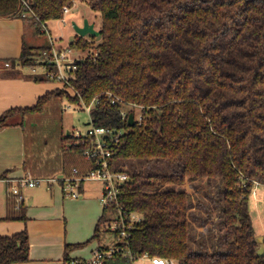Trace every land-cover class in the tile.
Masks as SVG:
<instances>
[{"label": "trees", "instance_id": "trees-1", "mask_svg": "<svg viewBox=\"0 0 264 264\" xmlns=\"http://www.w3.org/2000/svg\"><path fill=\"white\" fill-rule=\"evenodd\" d=\"M77 1L101 13L102 40L77 35L70 42L92 51L70 92L56 88L0 116V129L24 126L25 170L39 178L93 168L85 145L62 125L59 146L49 150L43 125L49 116L62 121L64 100L97 98L94 125L124 130L113 161L142 163L129 171L118 199L126 213L141 216L130 233L133 249L179 264H264L250 208L255 186H264V0H0V17L22 18L27 4L28 18L47 22ZM44 47L24 45L18 61H7L28 66ZM132 104L144 108L143 120L129 126L121 112L135 114ZM202 178L220 186L204 205L207 225L198 230L205 234L195 242L184 185ZM114 211L104 209L86 243L99 239ZM10 218L28 219L23 203ZM81 246L67 244L64 261ZM30 252L27 230L0 234V264L28 262Z\"/></svg>", "mask_w": 264, "mask_h": 264}, {"label": "crops", "instance_id": "crops-1", "mask_svg": "<svg viewBox=\"0 0 264 264\" xmlns=\"http://www.w3.org/2000/svg\"><path fill=\"white\" fill-rule=\"evenodd\" d=\"M71 10L74 11L75 8L72 7ZM83 21L84 17L73 22L81 25ZM34 24L21 17H0V116L11 109L32 107L41 96L60 87L47 81L36 82L15 69L3 68V63L7 60L18 61L28 42L32 43L29 47L35 48L47 44L46 36L40 34ZM29 26H32L30 34ZM73 33L74 39L78 34L75 30ZM27 34L29 41H26ZM84 38L91 37L88 35ZM24 161V126L19 124L1 128L0 234L12 235L27 230L31 245L30 260L16 264H64L67 244H82L83 247L91 243L86 242L93 236L104 212L100 203L101 193L98 197L85 183L81 187V196L77 199L65 197L58 186L52 190L44 186L43 191H36L40 186L24 187L23 204L28 219L10 218L16 205L14 198L8 193L10 183L7 179L20 178L27 172ZM98 245L95 243L90 247L88 256Z\"/></svg>", "mask_w": 264, "mask_h": 264}, {"label": "built area", "instance_id": "built-area-1", "mask_svg": "<svg viewBox=\"0 0 264 264\" xmlns=\"http://www.w3.org/2000/svg\"><path fill=\"white\" fill-rule=\"evenodd\" d=\"M71 9L68 6L64 7V15L70 12ZM21 16L22 18L33 16L27 4L23 7ZM62 19H64V16ZM42 30L46 32L45 27ZM78 52L80 51L73 48L70 43L62 46L50 37L49 45L33 55L32 63L28 65L32 69L29 77L44 78L68 89L69 84L76 79L79 63L86 59V57H80L77 54ZM24 67L20 63L15 66L9 61L3 63V68L15 69L19 72H22ZM108 97L113 104L121 103V100L111 93L108 94ZM98 102L99 99L95 98L90 104H81L91 117L92 127L89 131L85 135L78 130L73 131V136L77 141H82L85 145L84 155L94 163V167L84 172H80L75 168L70 175L59 174L39 178H35L31 173L26 172L20 178L7 179L10 183L8 193L14 198L16 209H19L24 199L22 192L24 187L44 185L47 189L52 190L55 186H58L65 197L77 199L81 196V187L86 181H100L103 184L100 198L103 209L110 210L115 207V211L111 214L110 223L106 227H102V232L113 234L116 237V242L105 246L98 245L91 251L89 256L85 258L70 257L64 264H179L174 259L155 256L149 252L132 248L130 233L135 222L140 220V216L136 213H126L119 205L118 199L121 187L130 179V172L113 161V156L120 146L124 130L94 125L92 111ZM131 108H137L140 111L138 117L134 114V119L135 122L142 123L144 108L135 104H132ZM63 109H71L70 103L65 105ZM121 114L123 119H128L130 113L128 109L123 108Z\"/></svg>", "mask_w": 264, "mask_h": 264}, {"label": "rangeland", "instance_id": "rangeland-1", "mask_svg": "<svg viewBox=\"0 0 264 264\" xmlns=\"http://www.w3.org/2000/svg\"><path fill=\"white\" fill-rule=\"evenodd\" d=\"M75 8L74 11H70L67 14L64 15V19H53L49 20L47 22L38 23V20H34L32 18H28L27 21L31 23L36 24V28L38 29L40 34L43 36H46L47 38V44L45 46L49 45L50 37L54 38V41L62 46L67 45L70 41L73 39V21L77 20L80 21L83 19H90L95 24V29L98 31L102 27V17L101 13L98 11H95L91 9L86 3L78 1L73 6ZM65 20V21H63ZM34 24V26H35ZM45 27L46 32L42 30V28ZM29 34L32 33V26H29ZM35 29V27L33 28ZM27 34L26 41H29ZM34 34V33H33ZM39 34V35H40ZM95 43H99L102 38L100 35L94 37ZM32 43H27V46H32ZM92 51L86 50V51H80L77 54L80 55V57H87V55H90ZM31 66H25L22 69V72L24 75L30 76L31 74ZM50 84L53 83L56 86H60L56 82L48 81ZM60 89H66L63 87H59ZM70 92L71 90V84H69L68 89H66ZM71 105V109H63L65 105ZM62 121H59V119H55L52 116H49V119L44 123V127L48 129V135H51L50 141H48L47 148L49 150H55L59 146L60 141V128L59 126H63L66 132H70V135L73 136V131H80L82 134H86L89 129L92 127L91 125V117L89 113L83 109L82 105H77L75 103H71L67 100H64L62 102ZM136 117H138L139 110L136 108L134 110ZM74 137V136H73ZM73 141L75 139V142L78 143L77 139L74 137L72 138ZM72 143V142H71ZM69 143V145L71 144ZM123 168H126L128 171L138 170L141 168V162L138 160H120L118 162ZM153 164L147 165V169L150 170L153 168ZM168 171V169H167ZM60 173H57L56 175H59ZM86 186L91 187L92 193H95L100 196V193L102 192L103 184L100 181H86ZM219 186H220V180L219 179H208V178H202L195 181H188L186 183V189L191 193L192 203H193V209L190 211V219H191V227L194 229L195 237H197L195 242L197 240H200L202 237L200 234H205V232H199L198 227L203 226L206 227L205 223L203 221H206V211L204 210V205H208L211 203V197L217 196L219 192ZM44 185H41L39 188H37L36 191H43ZM45 191V190H44ZM101 198V196H100ZM103 208V207H102ZM250 208L251 213L253 217L254 227L256 229L257 236H263L264 235V186L262 185H256L254 188V192L252 193V196L250 198ZM140 216V215H139ZM141 217V216H140ZM209 225V222H208ZM207 231V230H206ZM193 233V234H194ZM194 237V238H195ZM116 242V237L113 234L102 232L99 236V239L92 240L90 244H87L83 247L74 248L69 256L72 255L78 258H85L88 256V252L90 247H92L95 243H98L101 246L113 244ZM75 253H78V255H74ZM72 256V257H73Z\"/></svg>", "mask_w": 264, "mask_h": 264}, {"label": "water", "instance_id": "water-1", "mask_svg": "<svg viewBox=\"0 0 264 264\" xmlns=\"http://www.w3.org/2000/svg\"><path fill=\"white\" fill-rule=\"evenodd\" d=\"M73 27L75 32L81 36V37H86V36H98L100 35V31L95 29V25L93 23H90L88 19H85L83 21V24L79 25L76 22H73ZM136 124L135 119H134V114L131 112L129 114L128 118V125L129 126H134ZM68 135H70V132H68ZM257 241L259 243V249L257 251L258 255L263 256L264 255V235L263 236H257Z\"/></svg>", "mask_w": 264, "mask_h": 264}]
</instances>
